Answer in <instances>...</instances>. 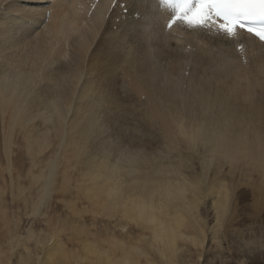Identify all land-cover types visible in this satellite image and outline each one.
<instances>
[{"label":"bare ground","instance_id":"1","mask_svg":"<svg viewBox=\"0 0 264 264\" xmlns=\"http://www.w3.org/2000/svg\"><path fill=\"white\" fill-rule=\"evenodd\" d=\"M128 2L106 20L110 0L90 15L89 0H52L25 23L15 11L45 0H0V172L14 177L23 133L29 187L10 180L12 201L35 219L72 196L22 237L0 188V264H264V47L249 41L243 65L235 43L165 32L154 1L123 15Z\"/></svg>","mask_w":264,"mask_h":264},{"label":"snow or ice","instance_id":"2","mask_svg":"<svg viewBox=\"0 0 264 264\" xmlns=\"http://www.w3.org/2000/svg\"><path fill=\"white\" fill-rule=\"evenodd\" d=\"M141 2L143 0H129L124 7H134ZM161 3L172 12L167 23L168 29L179 22L188 29L207 30L229 39L236 37L238 30H244L258 38L264 46V0H161ZM112 4L115 6L116 0H112ZM52 10V0H45L43 5L16 10L15 18L25 23L28 20H40L43 23L45 19L51 18ZM242 48V45L239 46L240 50ZM124 114L127 115L126 109ZM144 119L147 122L150 117L145 116ZM189 143L195 144L196 141L191 139ZM192 210L195 211V208Z\"/></svg>","mask_w":264,"mask_h":264},{"label":"rangeland","instance_id":"3","mask_svg":"<svg viewBox=\"0 0 264 264\" xmlns=\"http://www.w3.org/2000/svg\"><path fill=\"white\" fill-rule=\"evenodd\" d=\"M34 3H38V2L34 1ZM3 7H4V5L0 4V12L3 10ZM173 51H175V50H173ZM166 54L169 55V51ZM73 58H74V55L71 53V48H68L67 54H65V61L63 62V64H65L66 62L69 63L70 61L73 60ZM168 59H169V57H168ZM188 62H189L188 64L191 63V61H188ZM66 121H67V118H66L65 122ZM37 124H39V122H37ZM2 126H3V123L0 121V159H2L1 160V162H2L1 163V166H2L1 169H4L6 161H5L4 156H3V145H2L3 129H2ZM27 126H29V124ZM41 128L44 129L43 127H41ZM22 134L23 133H17L14 136L12 150H10V153H9L10 161L13 160L14 164H15L13 167V171H12V174L14 177H10L7 172H4V171L0 172V188L3 189L2 199H3V202H4L5 207H6L5 213L7 215V218H9V220H12L13 218H11V217L15 216V218H17L19 216L18 218H20V223L18 226V232H19L20 236L23 237V236H25V233H26L27 229H29V228L35 232H37L38 230L44 229V227H45L44 221L46 220L45 214H46V211H49L51 205H53L52 207L61 211V214L63 217H64V215L68 216V214H69L68 213V210H69L68 205L72 202V196H63V198L61 197V199L58 200V198L60 196L52 195L49 203L44 208H42L40 210L39 214L36 216L35 219H32V218L24 215L25 211H27V210H24V206H23L22 202H20L17 199L12 201L11 196H16L17 191L15 188L11 191V188L9 185L10 180L13 181L15 186L18 185L20 187H25V188L29 187L28 171H29V168L31 166V163H30V160L28 159V156L26 155L27 151H26V147H25V142L22 139ZM143 134H145V132H142L141 134L138 133L137 135H143ZM50 149H51V147L49 148V150L45 151L43 154L38 155V157L35 161V164L37 167L34 169V172H36L37 168L40 167L41 162L46 158V155L50 152ZM57 182H58V179H57ZM34 188L35 187H33V189L31 191L25 190V193L23 194V196H27V197L31 196L34 192ZM74 197H76V196H74ZM84 197L85 196H80V198H84ZM65 202H67L69 204L66 205ZM54 204H56L57 206L55 207ZM78 208H81L80 204L78 205ZM213 223H214L213 217L211 220V216L210 217L208 216L207 224L212 226ZM0 224H1V227H3L1 221H0ZM10 225H12V224H10ZM244 227H246V225H244L243 228H241V229H244ZM2 229H4V228H2ZM207 240H208V237L204 243V247L207 245V250H208L209 247H211V243L208 242ZM18 252H23V249L18 248ZM224 255H225V257L227 256L226 254H224ZM186 256H188V255H186ZM212 258H213L212 252L208 253V255L206 256V261H204L203 264L211 261ZM237 258L239 259V263L237 261L236 262L230 261L229 258H226V260H225V261H227L226 264H241V261H243V259L240 258L239 253L237 255ZM201 263L202 262L200 260L199 264H201ZM247 263L248 262H246L245 264H247Z\"/></svg>","mask_w":264,"mask_h":264}]
</instances>
